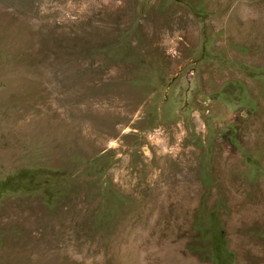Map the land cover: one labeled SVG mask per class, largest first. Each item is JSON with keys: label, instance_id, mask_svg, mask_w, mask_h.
Here are the masks:
<instances>
[{"label": "rangeland", "instance_id": "rangeland-1", "mask_svg": "<svg viewBox=\"0 0 264 264\" xmlns=\"http://www.w3.org/2000/svg\"><path fill=\"white\" fill-rule=\"evenodd\" d=\"M0 264H264V0H0Z\"/></svg>", "mask_w": 264, "mask_h": 264}]
</instances>
